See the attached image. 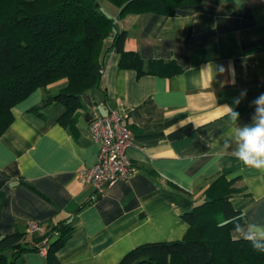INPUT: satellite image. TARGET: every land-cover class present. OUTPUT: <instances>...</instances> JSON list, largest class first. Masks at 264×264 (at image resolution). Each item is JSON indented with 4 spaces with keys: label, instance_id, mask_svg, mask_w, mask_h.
Returning a JSON list of instances; mask_svg holds the SVG:
<instances>
[{
    "label": "crops",
    "instance_id": "crops-1",
    "mask_svg": "<svg viewBox=\"0 0 264 264\" xmlns=\"http://www.w3.org/2000/svg\"><path fill=\"white\" fill-rule=\"evenodd\" d=\"M108 2L101 0L116 18L120 7ZM116 25L127 31L124 48L137 51L145 68L149 60L163 59L182 70L139 75L122 68L108 35L99 56L105 72L81 95L74 130L59 121L62 103L32 111L66 78L16 104L13 122L0 136V232H28L32 220L47 229L73 219L75 231L57 252L63 263L118 264L142 243L183 239L189 225L182 214L205 200L222 173L238 188L230 200L247 216L243 226L264 227V172L234 158V125L224 107L239 112L238 126L250 125L253 101L264 93V0H186L173 14L129 12ZM215 66L225 71L214 75ZM244 89L246 97L234 104ZM111 109L128 113L133 134L127 152L138 169L99 195L80 175L97 162L100 149L91 116ZM15 264L48 259L26 250Z\"/></svg>",
    "mask_w": 264,
    "mask_h": 264
},
{
    "label": "trees",
    "instance_id": "trees-1",
    "mask_svg": "<svg viewBox=\"0 0 264 264\" xmlns=\"http://www.w3.org/2000/svg\"><path fill=\"white\" fill-rule=\"evenodd\" d=\"M107 1L120 7V17L129 12L173 14L186 0ZM116 18L102 10L101 0H0V136L13 122L16 104L37 88L64 78L66 84L32 111L41 114L43 107L62 103L65 111L59 121L74 130L81 95L101 80L99 56L108 35L115 38L122 68H135L139 75H173L182 70L174 60L163 59L149 60L145 68L137 51L124 48L127 31L117 28ZM237 189L234 179L220 174L208 187L205 200L182 214L189 225L183 239L142 243L118 264H264V253L231 237L237 224L248 222L230 200ZM75 228L73 219L67 218L42 233L0 232V264H15L23 251H39L42 246H47L48 264H64L57 252Z\"/></svg>",
    "mask_w": 264,
    "mask_h": 264
},
{
    "label": "built area",
    "instance_id": "built-area-1",
    "mask_svg": "<svg viewBox=\"0 0 264 264\" xmlns=\"http://www.w3.org/2000/svg\"><path fill=\"white\" fill-rule=\"evenodd\" d=\"M105 72V66L100 67V73ZM128 113L111 109L107 114L94 111L90 119L93 138L99 142L100 149L97 162L88 167L80 178L94 184L96 192L102 194L105 188L121 179H128L137 166L128 155L132 145V130L127 122ZM44 226L37 221H30L28 231L42 233ZM47 246H42L38 252L47 254Z\"/></svg>",
    "mask_w": 264,
    "mask_h": 264
},
{
    "label": "clouds",
    "instance_id": "clouds-1",
    "mask_svg": "<svg viewBox=\"0 0 264 264\" xmlns=\"http://www.w3.org/2000/svg\"><path fill=\"white\" fill-rule=\"evenodd\" d=\"M214 75L217 71L223 73V66H215ZM247 90H241L240 95L233 99V103L238 105L242 98L246 97ZM255 114L250 125L238 126L239 112L231 105H225L226 115H228L233 129H230L232 139L236 145L234 158L245 168L264 172V93L259 94L253 101ZM233 240H245L249 242L253 249L259 253H264V227L249 224L247 227L237 224L231 233Z\"/></svg>",
    "mask_w": 264,
    "mask_h": 264
},
{
    "label": "rangeland",
    "instance_id": "rangeland-1",
    "mask_svg": "<svg viewBox=\"0 0 264 264\" xmlns=\"http://www.w3.org/2000/svg\"><path fill=\"white\" fill-rule=\"evenodd\" d=\"M103 1H104V0H103ZM105 2H108V1L105 0ZM108 3H111V2H108ZM101 8H102V10H104L105 12H108L107 9L105 8V6H104L103 4H101ZM58 81H59V80H58Z\"/></svg>",
    "mask_w": 264,
    "mask_h": 264
},
{
    "label": "water",
    "instance_id": "water-1",
    "mask_svg": "<svg viewBox=\"0 0 264 264\" xmlns=\"http://www.w3.org/2000/svg\"><path fill=\"white\" fill-rule=\"evenodd\" d=\"M99 4V3H98Z\"/></svg>",
    "mask_w": 264,
    "mask_h": 264
}]
</instances>
